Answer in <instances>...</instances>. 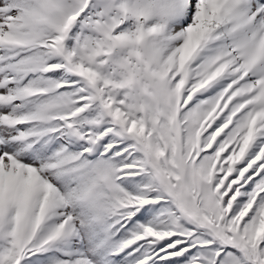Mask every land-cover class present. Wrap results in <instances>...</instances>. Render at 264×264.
Instances as JSON below:
<instances>
[{
  "label": "snow or ice",
  "instance_id": "6c2138e0",
  "mask_svg": "<svg viewBox=\"0 0 264 264\" xmlns=\"http://www.w3.org/2000/svg\"><path fill=\"white\" fill-rule=\"evenodd\" d=\"M0 264H264V0H0Z\"/></svg>",
  "mask_w": 264,
  "mask_h": 264
}]
</instances>
